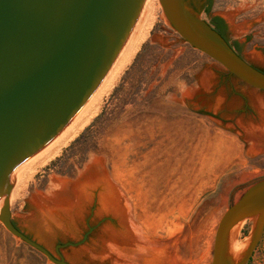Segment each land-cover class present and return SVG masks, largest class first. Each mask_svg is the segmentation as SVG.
I'll list each match as a JSON object with an SVG mask.
<instances>
[{
    "label": "water",
    "instance_id": "water-1",
    "mask_svg": "<svg viewBox=\"0 0 264 264\" xmlns=\"http://www.w3.org/2000/svg\"><path fill=\"white\" fill-rule=\"evenodd\" d=\"M145 2L0 0V220L48 262L185 264L175 255L181 234L157 238L133 218L132 204L108 173L103 154L90 152L83 168L75 164L73 178L52 172L44 190L35 185L24 199L27 213L10 212L19 169L92 100L128 43ZM160 2L161 20L218 62L206 63L180 97L172 93L168 98L236 132L246 142L248 158L264 153V72L257 68L264 70V45L247 50L250 39L264 37V31L249 34L264 21V11L235 22L237 14L255 4L212 11L214 0L201 5L197 0ZM214 18L231 43L211 24ZM92 209L94 222L102 216L111 220L83 243ZM263 233L264 179L222 216L212 264H244Z\"/></svg>",
    "mask_w": 264,
    "mask_h": 264
},
{
    "label": "rangeland",
    "instance_id": "rangeland-1",
    "mask_svg": "<svg viewBox=\"0 0 264 264\" xmlns=\"http://www.w3.org/2000/svg\"><path fill=\"white\" fill-rule=\"evenodd\" d=\"M243 3L255 5L237 14L235 22L264 11V0H214L211 10ZM158 5L147 38L104 96L100 110L29 179L22 198L11 200L10 212L27 213L24 199L35 185L44 190L52 172L73 178L78 173L75 164L83 168L90 152L103 154L108 173L132 204L133 218L157 238L181 234L175 255L185 264H212L221 218L250 186L264 179V153L250 158L246 174L234 169L205 189L203 135L220 124L168 97H180L206 63L218 62L165 24L160 0ZM256 31H264V21L249 34ZM256 44L264 45V37L247 43ZM48 260L0 220V264H57ZM244 264H264V233Z\"/></svg>",
    "mask_w": 264,
    "mask_h": 264
},
{
    "label": "bare ground",
    "instance_id": "bare-ground-1",
    "mask_svg": "<svg viewBox=\"0 0 264 264\" xmlns=\"http://www.w3.org/2000/svg\"><path fill=\"white\" fill-rule=\"evenodd\" d=\"M159 0H146L144 10L134 28V31L126 44L123 52L118 58L116 64L105 78L100 88L92 98V100L85 106V108L78 114L72 123L39 155L32 159L29 163L19 169L15 185L12 189V199L22 196L21 190L26 188L29 179L39 170L40 167L46 165L56 155L60 153L62 148L66 146L71 139L85 126L91 118L100 110L104 96L118 80L120 74L125 67L131 62L132 58L140 48L143 41L147 38L151 27L154 24ZM22 198V197H21ZM0 207V215H1Z\"/></svg>",
    "mask_w": 264,
    "mask_h": 264
},
{
    "label": "crops",
    "instance_id": "crops-1",
    "mask_svg": "<svg viewBox=\"0 0 264 264\" xmlns=\"http://www.w3.org/2000/svg\"><path fill=\"white\" fill-rule=\"evenodd\" d=\"M253 47L254 45H247V50ZM196 81L197 79L189 85ZM245 148L246 142L236 132L224 126L217 125L204 132L200 153L205 169L203 177L205 189L216 184L234 169L239 170L241 175L247 173L246 168L250 166V158L245 155Z\"/></svg>",
    "mask_w": 264,
    "mask_h": 264
},
{
    "label": "flooded vegetation",
    "instance_id": "flooded-vegetation-1",
    "mask_svg": "<svg viewBox=\"0 0 264 264\" xmlns=\"http://www.w3.org/2000/svg\"><path fill=\"white\" fill-rule=\"evenodd\" d=\"M221 23V22H220ZM220 26H221V24H219ZM221 33H222V35L228 40V38H227V36H226V33L223 31V29H222V26H221ZM229 42H230V40H228ZM231 43V42H230ZM232 45V44H231ZM233 46V45H232ZM234 47V46H233ZM235 48V47H234ZM235 50L244 58V56L235 48ZM245 59V58H244ZM250 63V62H249ZM252 64V63H251ZM252 65H254V64H252ZM255 67H257L256 65H254ZM258 69H260L261 71H263L264 72V70L263 69H261V68H259V67H257ZM95 211H94V209H92L91 210V213L90 214H88V216H87V223H88V225H89V227H88V229L86 230V232L84 233V235H83V238H84V236L87 234V239L83 242V243H86V242H88L90 239H91V237H92V235L95 233V231H97L98 229H99V227L100 226H102V225H104L107 221H110L111 220V218L110 217H108V216H102L101 218H99L98 220H96L95 222H94V220H95V213H94ZM12 222H13V220H12ZM94 222V223H93ZM14 223V222H13ZM93 223V224H92ZM14 225L16 226V227H18L15 223H14ZM19 228V227H18ZM20 229V228H19ZM82 238V239H83ZM60 251H61V249H60Z\"/></svg>",
    "mask_w": 264,
    "mask_h": 264
},
{
    "label": "trees",
    "instance_id": "trees-1",
    "mask_svg": "<svg viewBox=\"0 0 264 264\" xmlns=\"http://www.w3.org/2000/svg\"><path fill=\"white\" fill-rule=\"evenodd\" d=\"M208 11H210V9H208ZM220 22L221 21L218 18H214L211 24H213L215 26V29L221 33V26L219 25L221 24Z\"/></svg>",
    "mask_w": 264,
    "mask_h": 264
}]
</instances>
